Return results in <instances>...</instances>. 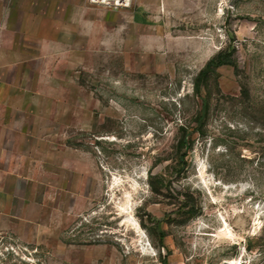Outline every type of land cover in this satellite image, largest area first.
<instances>
[{"label":"rangeland","instance_id":"obj_1","mask_svg":"<svg viewBox=\"0 0 264 264\" xmlns=\"http://www.w3.org/2000/svg\"><path fill=\"white\" fill-rule=\"evenodd\" d=\"M86 10L40 48L24 24L48 20L0 0V79L31 129L29 218L0 264H264V0ZM221 50L236 67L197 93Z\"/></svg>","mask_w":264,"mask_h":264},{"label":"crops","instance_id":"obj_2","mask_svg":"<svg viewBox=\"0 0 264 264\" xmlns=\"http://www.w3.org/2000/svg\"><path fill=\"white\" fill-rule=\"evenodd\" d=\"M87 3L88 0H13L18 13L17 18L45 19L48 20L45 26L50 27L49 31L43 28L38 30L44 24L25 23L24 27H28L29 30L23 34L36 35V38L23 41V44L30 45L32 40L35 45H40V48H48L46 45L50 44L60 45V39L47 36L58 35L63 31L71 32V28L68 30V27L80 24V19L85 21ZM27 13L31 14L27 15ZM10 31L18 35L15 28ZM16 41L14 39L11 43L13 49L31 48L16 47ZM54 49L58 48L54 47ZM13 85L14 82L8 78L0 79V86L5 88L0 90V233L2 234L0 242L5 240L3 235L7 236L8 229L13 228L16 221L23 223L29 218L25 211L31 203L29 176L31 129L28 122H25L28 116L25 99L29 93L24 90L14 92L7 89Z\"/></svg>","mask_w":264,"mask_h":264},{"label":"trees","instance_id":"obj_3","mask_svg":"<svg viewBox=\"0 0 264 264\" xmlns=\"http://www.w3.org/2000/svg\"><path fill=\"white\" fill-rule=\"evenodd\" d=\"M223 64H230L235 67L237 65L233 56L230 54H227L225 50L219 51L215 56L210 58L208 62L206 63V65L201 69L198 77L196 78L194 82V89L197 93L201 90L203 79L207 78L210 72H212L215 68ZM183 142L184 141L182 140L178 148L183 147ZM195 213H196L195 211H192V215H194Z\"/></svg>","mask_w":264,"mask_h":264},{"label":"built area","instance_id":"obj_4","mask_svg":"<svg viewBox=\"0 0 264 264\" xmlns=\"http://www.w3.org/2000/svg\"><path fill=\"white\" fill-rule=\"evenodd\" d=\"M134 0H88V2L95 6H101L113 10L121 8H129Z\"/></svg>","mask_w":264,"mask_h":264},{"label":"bare ground","instance_id":"obj_5","mask_svg":"<svg viewBox=\"0 0 264 264\" xmlns=\"http://www.w3.org/2000/svg\"><path fill=\"white\" fill-rule=\"evenodd\" d=\"M228 263L231 264V263H233V261H229Z\"/></svg>","mask_w":264,"mask_h":264}]
</instances>
